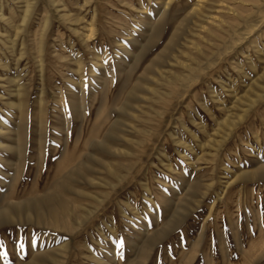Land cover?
<instances>
[{
	"label": "rangeland",
	"instance_id": "obj_1",
	"mask_svg": "<svg viewBox=\"0 0 264 264\" xmlns=\"http://www.w3.org/2000/svg\"><path fill=\"white\" fill-rule=\"evenodd\" d=\"M195 2L0 0V206L65 202L0 264H264V6Z\"/></svg>",
	"mask_w": 264,
	"mask_h": 264
},
{
	"label": "bare ground",
	"instance_id": "obj_2",
	"mask_svg": "<svg viewBox=\"0 0 264 264\" xmlns=\"http://www.w3.org/2000/svg\"><path fill=\"white\" fill-rule=\"evenodd\" d=\"M260 3L257 1H253V0H196V2L194 3V7L192 8V13H195L196 16L199 18V19H203L206 20L210 17L208 14H206L205 12H203L204 9H211V6L212 4H220V3H223L224 6L223 7H220L221 9L227 11V12H230V13H236V15L238 14V12L236 11V9L232 6L233 4H238V5H250L251 8L253 9L250 13H248L246 16L244 17H239L241 20H246L248 19L249 17H251L258 9H259V12H260V8L264 6V0H259ZM32 2V1H31ZM53 2V1H52ZM29 3V2H28ZM168 2L167 1H164V3H162V8L161 9H164L165 8V4H167ZM26 4V3H25ZM30 4V3H29ZM30 5H27V10L29 9ZM25 9V8H24ZM32 12V11H31ZM164 12V11H163ZM28 12L25 14L27 15ZM256 14V13H255ZM24 15V16H25ZM235 15V16H236ZM27 17V16H26ZM199 19H198V26L200 27H204L202 24V21L199 22ZM202 19V20H203ZM217 19H219L218 21L215 20V18H211L210 21L214 24H217V27L221 28V24L222 23H226V19L220 15V16H217ZM250 19V18H249ZM253 20V19H252ZM250 22V25L252 26L253 25V22ZM46 21V20H45ZM226 21V22H225ZM247 21V20H246ZM44 22V21H43ZM196 22V21H195ZM22 23V22H21ZM242 23V22H241ZM17 26V25H16ZM237 27V26H236ZM236 27L233 28V31L235 32L236 31ZM17 29V28H16ZM208 30L210 31L209 33L211 34H214L215 32L211 29L208 28ZM233 32V33H234ZM44 34V33H43ZM12 36V35H11ZM219 37V36H218ZM13 39V38H12ZM43 39V38H42ZM22 42V41H21ZM22 47V46H21ZM20 47V48H21ZM41 49V48H40ZM200 51V50H199ZM202 52V51H201ZM213 53L215 52H212L211 55H208L207 57V60H211V56L213 55ZM220 53V52H219ZM22 56V55H21ZM213 61V60H212ZM172 65V64H170ZM157 72H156V76L153 75V79L155 81H162V82H169L170 79V76L169 74H167V70H162L160 67H157ZM167 84V83H166ZM147 86V91L148 92H153V93H156L157 89L153 88V87H149L148 85ZM166 93V92H165ZM167 95V94H165ZM138 101H141V100H138ZM139 108V106H137ZM139 111V110H138ZM152 112V111H151ZM157 113V112H156ZM159 115V114H158ZM138 118V117H137ZM147 118V117H146ZM232 120V119H231ZM231 122V121H230ZM226 125V124H225ZM232 124L229 123V126H231ZM234 125V124H233ZM129 127V126H128ZM142 131V130H140ZM146 131V130H145ZM144 132V130H143ZM123 133V132H122ZM222 133V132H221ZM216 136V135H215ZM129 137V136H128ZM126 140V139H125ZM224 142V141H223ZM107 146V145H106ZM111 147V149L113 151H119L120 150V146L119 147H116L115 145L113 144H110L109 145ZM108 147V146H107ZM109 147V148H110ZM213 157V156H212ZM106 161V160H105ZM216 161V160H215ZM109 161H106L105 162V165L110 167V164L107 163ZM221 163V162H220ZM99 164V163H98ZM194 165V164H192ZM221 166V165H220ZM258 167V166H256ZM217 169V168H216ZM251 173V172H250ZM249 173V174H250ZM264 174V165L258 167L257 169H255V171L253 170L252 171V175L253 174ZM240 174V173H239ZM248 174V175H249ZM113 175V174H112ZM245 175V174H244ZM246 176V175H245ZM242 178V177H241ZM91 179V178H90ZM245 179V178H244ZM94 182V181H93ZM219 193V192H218ZM61 195L59 193H55L54 194V197L52 195H45L44 197H41L40 200H37L35 202H27L26 204V208H24V210H22L21 208V204H16L14 206H16L17 208L15 210L17 211H14V209L10 208V205H7V206H0V222L1 221H4L5 223H11L14 221L15 222H19V220H21L22 218L21 217H24L25 220H34V221H42L43 219L47 218V220H51L53 221L54 223H58V219H59V214H58V209L55 207V205H57V207L60 209V210H64L65 209V202L63 201V199L60 197ZM192 197V196H191ZM200 197V196H199ZM221 197V196H219ZM53 199L55 200L54 204H52L53 202ZM196 200V199H195ZM186 201V200H185ZM188 201V200H187ZM192 203V202H191ZM199 201L196 200L195 201V204H193L192 207L196 208L197 205H198ZM13 206V205H11ZM190 206V205H188ZM20 208V209H19ZM178 210V209H177ZM189 211H190V208H189ZM190 213V212H189ZM177 215L179 216H174L173 218H171L163 227V229H161L159 231V234L163 233V232H167L168 230H170L171 228L175 227V225L180 222L181 219H184L186 214L183 212H179L177 213ZM170 217V216H169ZM22 221V220H21ZM67 222V221H66ZM69 222V221H68ZM165 222V221H164ZM70 223V222H69ZM51 226V225H50ZM59 226V225H58ZM71 226V225H70ZM55 227V226H54ZM66 227V226H64ZM69 228V226H68ZM146 230V229H145ZM158 232V231H157ZM197 244V243H196ZM54 250V249H53ZM48 253V252H47ZM38 254V253H37ZM43 254V253H42ZM35 256L32 258V262L35 261L37 258H39L40 255H36L34 254ZM46 255V253H45ZM40 258H43V257H40ZM44 259V258H43ZM41 260V259H40ZM37 261V260H36ZM35 261V262H36ZM39 261V260H38ZM37 261V262H38ZM59 262V261H58ZM48 263V262H47ZM39 264V262H38Z\"/></svg>",
	"mask_w": 264,
	"mask_h": 264
}]
</instances>
